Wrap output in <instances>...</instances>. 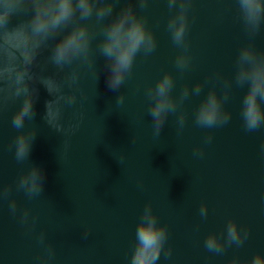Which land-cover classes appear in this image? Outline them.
<instances>
[{
    "label": "water",
    "instance_id": "water-1",
    "mask_svg": "<svg viewBox=\"0 0 264 264\" xmlns=\"http://www.w3.org/2000/svg\"><path fill=\"white\" fill-rule=\"evenodd\" d=\"M128 2L153 31L156 47L148 55L137 53L119 89L108 87L106 58L98 49L110 18L97 21L93 15L81 21L93 36L91 64L76 59L57 68L50 56L59 36L38 53L29 82L33 113L22 128L13 127L12 118L23 96L0 94V189H8L0 198V264H40L49 247V264H130L146 204L168 230L156 264H228L233 258L245 264L264 253V125L245 129L241 104L247 85L234 80L243 45L264 51V24L250 36L236 0H193L186 31L191 62L181 71L175 61L183 49L173 43L167 27L178 9H170L167 0H150L145 7L120 0L113 14ZM32 14L30 7L17 9L7 28L27 23ZM74 72L77 79L69 87L67 77ZM165 72L173 75L177 99L185 86L199 82L202 90L179 103L157 133L146 90ZM49 76L62 85V94L76 96L71 104L61 101L59 127L45 117L46 102L56 98L41 82ZM226 81L230 89L223 106L230 120L214 128L198 126L196 107L212 88L223 97ZM121 95L124 100L118 103ZM180 113L183 128L177 122ZM21 132L34 136L27 159L17 161L14 141ZM33 166L45 176L41 193L30 197L17 182ZM202 204L206 217L200 214ZM25 210L28 220L22 221ZM229 220L249 230L243 244L228 245L222 253L207 249L210 233L226 238Z\"/></svg>",
    "mask_w": 264,
    "mask_h": 264
},
{
    "label": "clouds",
    "instance_id": "clouds-1",
    "mask_svg": "<svg viewBox=\"0 0 264 264\" xmlns=\"http://www.w3.org/2000/svg\"><path fill=\"white\" fill-rule=\"evenodd\" d=\"M120 0H0V94L7 92L6 98L15 99L23 96V102L12 118L13 127L20 129L24 121L33 113L34 97L29 91V82L33 79L32 65L38 53L50 38L59 36L51 49V62L59 69L80 59L92 63L90 48L92 33L86 21L95 15L97 21L110 18L103 25V38L98 43V49L106 58V82L109 88L116 90L121 87L125 77L130 73L134 59L143 50L145 55L156 47V38L151 29L146 26L145 19L137 14L131 2L113 14V8ZM150 0H136L140 7L148 5ZM193 0H167L170 9L178 10L169 17L167 27L171 32L173 43L183 50L176 57L177 67L183 71L190 62L186 31L188 28L187 9ZM240 17L250 36H255L264 24V0H236ZM30 7L33 14L27 23L20 24L9 30L7 24L17 9ZM74 20L80 22L73 23ZM71 25L70 30H64ZM63 33V35H61ZM19 53V56H17ZM235 83L247 85L241 104V118L248 131L256 130L264 125V51L258 50L251 43L243 45L236 56ZM217 78L219 76L217 75ZM77 79V73L67 77L71 87ZM54 100L46 102L45 117L50 124L59 127L61 116V101L71 104L76 100L75 94L61 93L62 85L53 77L41 81ZM174 78L171 72H165L146 90L149 98V115L154 121L158 133L170 113H174L179 103L190 95L198 96L202 84L197 82L193 87L185 86L177 99L172 95ZM230 82H225L223 97L217 94L215 88L208 91L195 110V123L203 128H214L226 124L231 113L224 108V100L229 95ZM124 96L118 97L122 103ZM178 124L183 128L185 116L180 113ZM34 133L21 132L15 138V157L17 161L27 159L32 145ZM210 140L211 137L209 136ZM45 173L39 166H33L18 179L17 187L28 196L41 193ZM8 189H0V198L7 194ZM10 210L16 212V201L10 202ZM207 205L202 204L200 214L207 216ZM22 221L28 220L27 210L21 216ZM87 233H85L86 235ZM249 235V230L241 231L235 220H229L226 228V238L221 240L215 233H210L205 240V246L210 251L222 253L226 246L242 245ZM168 237L167 227L158 223L157 216L150 204H146L135 229V245L130 264H156L162 248ZM44 236L41 233L40 240ZM171 254V248L168 250ZM47 256L40 264H49L52 249H47ZM228 264H239L236 258ZM245 264H264V253L257 252Z\"/></svg>",
    "mask_w": 264,
    "mask_h": 264
}]
</instances>
